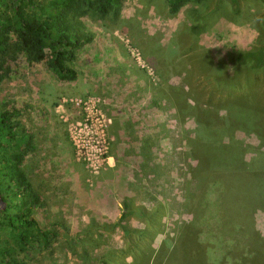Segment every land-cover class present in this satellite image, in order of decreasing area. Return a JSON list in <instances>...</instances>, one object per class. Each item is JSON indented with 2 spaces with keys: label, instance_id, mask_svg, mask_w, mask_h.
Here are the masks:
<instances>
[{
  "label": "rangeland",
  "instance_id": "rangeland-1",
  "mask_svg": "<svg viewBox=\"0 0 264 264\" xmlns=\"http://www.w3.org/2000/svg\"><path fill=\"white\" fill-rule=\"evenodd\" d=\"M222 2L226 7L217 6ZM189 8L205 17L206 29L198 38L188 31ZM81 21L92 40L78 54L75 81H62L45 63L28 64L23 57L10 63L9 76L0 80L1 107L20 111L19 121L36 147L23 164L41 198L33 216L42 228L58 231L51 248L30 250L28 257L17 253V259L24 264H102L107 252L123 247L120 231L102 232L104 243L82 260L69 251L63 226L73 237L91 220L113 223L103 212L128 196L148 209L163 203L165 215H156L161 226L151 250L138 253L139 259L150 256L144 264H160L191 219L181 199L191 162L185 150L188 130L208 128L197 122L206 116L219 123L229 116L237 121L234 139L244 150L251 148L245 158L259 146L253 129L239 126L236 108L222 106L228 95L240 94L217 84L213 74L231 76L227 55L256 45L264 30V0L191 1L175 14L165 0H125L116 17ZM207 61L211 66L204 68ZM249 85L256 94L249 103L264 113V71ZM170 95H182L179 100L197 110L178 116L167 101ZM155 98L161 99L160 108L152 105ZM259 149L264 152L263 145ZM128 224L146 227L136 218ZM254 226L264 240V211L254 213ZM132 260L128 257L127 264Z\"/></svg>",
  "mask_w": 264,
  "mask_h": 264
},
{
  "label": "trees",
  "instance_id": "trees-1",
  "mask_svg": "<svg viewBox=\"0 0 264 264\" xmlns=\"http://www.w3.org/2000/svg\"><path fill=\"white\" fill-rule=\"evenodd\" d=\"M124 1L0 0V80L9 76L10 63L23 57L28 64L45 63L62 81H75L78 54L92 40L81 19L116 17ZM165 1L169 12L175 14L191 1L204 5L209 0ZM223 5V2L217 4ZM187 17L192 21L188 31L198 38L206 29L205 17L201 18L193 8L187 10ZM227 62L231 65V76L221 74V78H216L217 74H213V78L231 92L237 90L240 96L228 95L222 106L236 108V113L241 115L239 126L253 129L259 146L246 159L245 154L251 148L247 146L244 150L242 142L234 139L237 121L229 116L222 123L217 117L206 116V120L197 122L200 127L210 125L208 128L188 130L185 150L191 162L187 164L181 199L191 219L183 224L185 231L178 236L167 257L160 259V264H264V240L254 226V213L264 211V152L259 149L264 146V113L259 106L249 103L250 97L256 96L254 89L249 91V79L264 71V30L255 46L228 54ZM201 65L211 66L210 61ZM229 97L233 100L228 101ZM179 98L182 95L167 96L178 116L197 110ZM160 100L155 98L151 103L160 108ZM207 113L204 110L203 114ZM20 114L18 109L6 110L0 105V197L6 203L5 210L0 212V264H24L17 259V253L28 257L30 250H47L58 238L56 229L42 228L33 216L41 198L23 164L36 147L33 137L19 121ZM120 206V216L113 223L91 220L73 237L63 226L69 251L87 260L89 249L93 251L104 243L102 232L120 231L123 247L107 252L100 259L102 264H110L113 259L114 264H127L128 257L133 259L132 264L149 261L150 256L139 259L138 253L147 247L151 250L153 237L161 226L156 215L159 219L165 215L163 203L148 209L126 196ZM132 218L143 221L146 227H130L128 222Z\"/></svg>",
  "mask_w": 264,
  "mask_h": 264
},
{
  "label": "crops",
  "instance_id": "crops-1",
  "mask_svg": "<svg viewBox=\"0 0 264 264\" xmlns=\"http://www.w3.org/2000/svg\"><path fill=\"white\" fill-rule=\"evenodd\" d=\"M108 199H109V203H112V205H113V198L108 196ZM121 200H122V198L119 200V204L117 201L114 200V209H113V206H110V207L106 208L105 212H103V213H106L107 218L111 222L116 221L120 216V212H121L120 201ZM83 223L87 224V222H83Z\"/></svg>",
  "mask_w": 264,
  "mask_h": 264
},
{
  "label": "water",
  "instance_id": "water-1",
  "mask_svg": "<svg viewBox=\"0 0 264 264\" xmlns=\"http://www.w3.org/2000/svg\"><path fill=\"white\" fill-rule=\"evenodd\" d=\"M6 208V203L0 197V212L4 211Z\"/></svg>",
  "mask_w": 264,
  "mask_h": 264
}]
</instances>
